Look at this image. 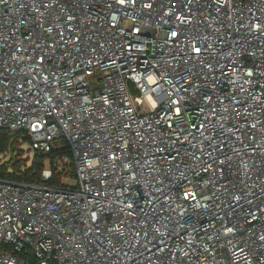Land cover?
Returning <instances> with one entry per match:
<instances>
[{
	"label": "built area",
	"instance_id": "built-area-1",
	"mask_svg": "<svg viewBox=\"0 0 264 264\" xmlns=\"http://www.w3.org/2000/svg\"><path fill=\"white\" fill-rule=\"evenodd\" d=\"M0 130V264H264V0H0Z\"/></svg>",
	"mask_w": 264,
	"mask_h": 264
},
{
	"label": "trees",
	"instance_id": "trees-1",
	"mask_svg": "<svg viewBox=\"0 0 264 264\" xmlns=\"http://www.w3.org/2000/svg\"><path fill=\"white\" fill-rule=\"evenodd\" d=\"M27 142L22 133L0 130V178L29 183L40 182L41 172L48 161H54L60 155V153H53L50 157L31 158L30 150L28 146H25ZM62 154L69 155V152L64 151ZM30 161L31 164H29ZM64 170L54 171V178L49 184L59 185L60 177L65 174Z\"/></svg>",
	"mask_w": 264,
	"mask_h": 264
},
{
	"label": "rangeland",
	"instance_id": "rangeland-1",
	"mask_svg": "<svg viewBox=\"0 0 264 264\" xmlns=\"http://www.w3.org/2000/svg\"><path fill=\"white\" fill-rule=\"evenodd\" d=\"M25 146H28V145H25ZM21 154V153H20ZM19 155V154H18ZM75 182V179L74 178H69V185L71 186L73 183Z\"/></svg>",
	"mask_w": 264,
	"mask_h": 264
}]
</instances>
